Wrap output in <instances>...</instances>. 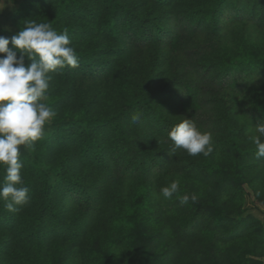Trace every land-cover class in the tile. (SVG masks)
<instances>
[{"label":"trees","instance_id":"obj_1","mask_svg":"<svg viewBox=\"0 0 264 264\" xmlns=\"http://www.w3.org/2000/svg\"><path fill=\"white\" fill-rule=\"evenodd\" d=\"M8 20L67 31L79 63L50 73V132L21 146L29 201H0V264H264V212L232 205L264 198V0H20ZM184 118L207 157L167 138ZM176 177L194 188L164 198Z\"/></svg>","mask_w":264,"mask_h":264},{"label":"clouds","instance_id":"obj_2","mask_svg":"<svg viewBox=\"0 0 264 264\" xmlns=\"http://www.w3.org/2000/svg\"><path fill=\"white\" fill-rule=\"evenodd\" d=\"M13 0H0V11ZM5 31L9 29L5 28ZM11 43L12 48H9ZM0 201L9 212L29 201L21 170V146L32 150L36 141L45 134V125L56 113L46 102L50 73L65 67H78L79 58L67 31L58 32L51 23L28 21L11 37L0 35ZM19 54V55H18ZM25 59L30 63L25 64ZM139 115L131 117L132 122ZM252 137L256 156L264 158V124L255 126ZM167 138L174 149H183L190 156L207 157L214 150L213 134L201 131L191 118H184L171 127ZM180 181L173 180L160 189L164 198L179 194ZM197 194L180 196L182 205L195 203Z\"/></svg>","mask_w":264,"mask_h":264},{"label":"rangeland","instance_id":"obj_3","mask_svg":"<svg viewBox=\"0 0 264 264\" xmlns=\"http://www.w3.org/2000/svg\"><path fill=\"white\" fill-rule=\"evenodd\" d=\"M18 1L20 0H13V3L11 5H7L2 11H0V27H4V28H9L10 27V21L8 19H10L12 13L14 12V8L16 7ZM5 3L7 4V0H5ZM263 33L260 32H255L253 37L256 40H263ZM241 109L245 112L246 115H251L250 113V105L249 102L246 101V97L244 95H242L241 97ZM247 108L248 111H247ZM252 116V115H251ZM254 117V116H252ZM50 124V121L47 123ZM50 129L45 127V134H49ZM176 180L180 181V188H187L188 191H190L192 188H194L192 185L193 182L190 181H184L183 179L176 177ZM173 181V180H172ZM197 187L199 188V190H203V187L200 184H196ZM245 201L242 199H239L235 202H233L232 205H236V206H245L248 207L252 210V212L254 213V207L259 206V211L264 212V198L263 197H258L256 195H254L253 189H250L249 186H245ZM129 191V189L127 190ZM237 199V198H236ZM258 204V205H256ZM256 212V211H255ZM258 218H260L262 221H264V213L263 214H256ZM237 244L233 245L236 246ZM227 246H225L226 248ZM207 252H209V250H207Z\"/></svg>","mask_w":264,"mask_h":264}]
</instances>
